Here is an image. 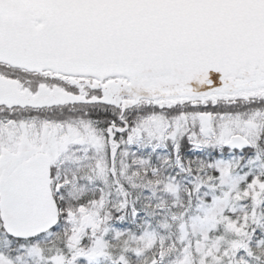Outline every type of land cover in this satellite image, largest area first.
<instances>
[{
    "label": "snow or ice",
    "instance_id": "obj_1",
    "mask_svg": "<svg viewBox=\"0 0 264 264\" xmlns=\"http://www.w3.org/2000/svg\"><path fill=\"white\" fill-rule=\"evenodd\" d=\"M0 264H264V0H0Z\"/></svg>",
    "mask_w": 264,
    "mask_h": 264
}]
</instances>
